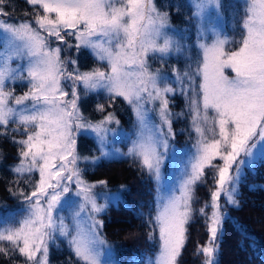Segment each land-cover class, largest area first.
<instances>
[{
	"label": "snow or ice",
	"instance_id": "snow-or-ice-1",
	"mask_svg": "<svg viewBox=\"0 0 264 264\" xmlns=\"http://www.w3.org/2000/svg\"><path fill=\"white\" fill-rule=\"evenodd\" d=\"M25 3L31 11L17 18L12 0H0V136H11L19 157L8 188L19 204L0 216V257L7 264H49L50 248L66 242L68 264H113L100 216L118 206L127 189L89 182L80 161L131 158L156 190L155 214L144 220L155 252L137 264H181L197 212L209 239L195 254L201 264H219L226 219L221 197L240 208L244 169L264 162V0L232 5L238 38L206 24L209 10L223 20V0H190L196 59L183 72L173 68L174 80L150 60L163 64L191 46L172 35L178 30L155 0ZM89 55L98 66L82 70L81 57ZM17 87L27 90L16 95ZM177 92L187 112L172 111ZM93 94L106 101L96 104L98 119L81 111ZM121 100L135 117L132 130L122 133L127 152L110 140L121 131L111 110ZM184 116L192 143L177 148L173 123ZM80 136L94 137L100 155L80 156ZM209 178L210 201L195 209L196 188Z\"/></svg>",
	"mask_w": 264,
	"mask_h": 264
},
{
	"label": "trees",
	"instance_id": "trees-1",
	"mask_svg": "<svg viewBox=\"0 0 264 264\" xmlns=\"http://www.w3.org/2000/svg\"><path fill=\"white\" fill-rule=\"evenodd\" d=\"M237 0H223V12L226 27L230 37L238 38V26L233 18L234 5ZM15 6L14 14L23 17L25 11H31L25 0H12ZM161 11L168 12L173 27L179 30L178 39L183 44L191 46L182 54L171 56L165 63L159 59L151 60L156 68H161L170 79H175L173 68L183 72L187 66L196 59V27L187 19L191 15L189 0H156ZM179 6V10H177ZM16 16V15H15ZM83 69L98 66L89 55L81 57ZM26 88L17 87L16 95H20ZM97 103H106L101 95H90L81 104V111L89 119H98L100 114L95 111ZM171 108L174 113L187 112L185 97L179 92L172 97ZM120 125L125 132H130L135 121L132 108L125 102L118 101L113 108ZM173 128L177 133L176 141L181 147L191 144L189 139L190 119L187 116L174 120ZM20 139L19 136L16 137ZM194 139V136H193ZM120 146L127 152L128 142L123 138ZM78 152L80 155L96 156L98 150L94 141L87 136H80L78 140ZM0 212L4 210L13 211L19 202L13 198L8 188L14 179L10 171L12 165L19 162L18 146L12 142L11 136L5 138L0 136ZM85 179L89 182L107 180L108 188L115 192L121 185H125L127 191L122 194V202L110 206L101 214L100 219L104 221L103 234L108 243L116 250V261L118 264H137L141 257L153 256L155 248L148 240L149 229L144 223L149 213L155 214V184L146 173H142L139 166L131 158L101 159L95 165L89 163L84 165ZM35 179H38L36 174ZM212 182L200 184L195 191L193 207L199 209L205 202L210 201V189ZM241 202L240 208L232 205L225 208L226 219L221 239L218 240L220 253L217 257L219 264H264V162L258 161L253 167L245 168L242 182L239 185ZM210 214L211 209H208ZM144 213V216H140ZM189 239L182 253L181 264H201L203 257L197 256V245L205 244L209 239L205 220L195 213L188 228ZM241 245L243 247H241ZM50 262L52 264H68L71 255L67 244L59 243L52 246ZM22 260V258H20ZM0 264H7L6 259L0 257Z\"/></svg>",
	"mask_w": 264,
	"mask_h": 264
},
{
	"label": "rangeland",
	"instance_id": "rangeland-1",
	"mask_svg": "<svg viewBox=\"0 0 264 264\" xmlns=\"http://www.w3.org/2000/svg\"><path fill=\"white\" fill-rule=\"evenodd\" d=\"M190 1V0H189ZM155 2H156V0H155ZM158 7V6H157ZM159 8V7H158ZM221 11H222V14H223V20H219V19H217L216 18V15H215V11L214 10H209V14H208V17H207V21H206V24L207 23H210V24H212L213 26H215V27H217V28H221L222 30H223V32L226 34V35H228L229 37H230V35H229V30H228V27H226V20H225V15H224V12H223V9H221ZM14 15H16L15 17H17V18H21L20 16H19V14H14ZM178 34H179V30H178V32L177 33H172V35L175 37V38H177L178 39ZM150 63H151V60H150ZM13 66H15V62L13 63ZM151 66H152V68L155 70V69H157L156 67H154L152 64H151ZM161 69V68H160ZM82 70H88V69H83L82 68ZM162 70V69H161ZM162 72L165 74V72L162 70ZM153 117H154V114H153ZM124 127H122L121 125H120V130L121 131H119L116 135H111L110 134V140L112 141V143L115 145V147H117V148H119L122 152H124L123 150H122V148H121V146H120V142L123 140V138H124V136H123V134L122 133H124L125 131H124V129H123ZM87 137H89V138H91L93 141H94V143H95V146H96V148H97V143H96V141H95V139H94V137H92V136H87ZM79 138L80 137H78V139H77V152H78V140H79ZM179 143L176 141V146H177V148H182L180 145H178ZM112 145L110 144L109 145V147H111ZM79 153V152H78ZM100 155V153L98 152V155H96V156H93V157H97V156H99ZM80 156H82V157H89L90 159L92 158V156H89V155H80ZM102 159H107V158H102ZM100 161V160H99ZM98 161V162H99ZM90 162H85V161H83V160H81L80 161V167L83 169V167H84V165H86V164H89ZM92 164V163H91ZM172 167V165H171V163L169 162V163H166V165H165V173L167 174L168 173V171H169V169ZM37 175H38V173H37ZM99 191V190H98ZM100 202H103L102 200L100 201ZM220 203H221V205H224V208H223V211L225 210V208L226 207H228V206H230V205H225V198L222 196L221 197V200H220ZM12 211H9V210H4V211H2V212H0V216H3L4 218H7L8 216H9V213H11ZM65 216H67L68 215V211H67V209H65V211H64V213H63ZM218 242V241H217ZM66 243V242H65ZM109 244V243H108ZM110 245V244H109ZM112 246V245H111ZM51 251H52V249L50 248V251H49V264H52L51 262H50V254H51ZM116 250H115V248L112 246V255H111V257H106V259H110L112 262H113V264H118V262L116 261Z\"/></svg>",
	"mask_w": 264,
	"mask_h": 264
}]
</instances>
